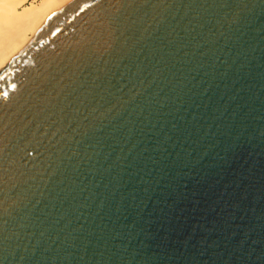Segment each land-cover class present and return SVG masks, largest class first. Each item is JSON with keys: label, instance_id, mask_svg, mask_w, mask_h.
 <instances>
[{"label": "water", "instance_id": "obj_1", "mask_svg": "<svg viewBox=\"0 0 264 264\" xmlns=\"http://www.w3.org/2000/svg\"><path fill=\"white\" fill-rule=\"evenodd\" d=\"M0 264H264V0L52 15L0 71Z\"/></svg>", "mask_w": 264, "mask_h": 264}, {"label": "bare ground", "instance_id": "obj_2", "mask_svg": "<svg viewBox=\"0 0 264 264\" xmlns=\"http://www.w3.org/2000/svg\"><path fill=\"white\" fill-rule=\"evenodd\" d=\"M74 0H0V71L8 68L50 17Z\"/></svg>", "mask_w": 264, "mask_h": 264}, {"label": "snow or ice", "instance_id": "obj_3", "mask_svg": "<svg viewBox=\"0 0 264 264\" xmlns=\"http://www.w3.org/2000/svg\"><path fill=\"white\" fill-rule=\"evenodd\" d=\"M13 89L15 88V85H12Z\"/></svg>", "mask_w": 264, "mask_h": 264}]
</instances>
